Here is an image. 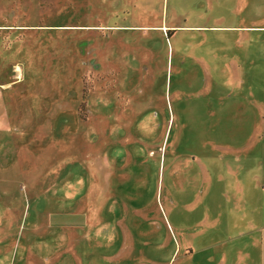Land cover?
<instances>
[{
  "label": "rangeland",
  "instance_id": "obj_1",
  "mask_svg": "<svg viewBox=\"0 0 264 264\" xmlns=\"http://www.w3.org/2000/svg\"><path fill=\"white\" fill-rule=\"evenodd\" d=\"M203 2L0 0V264H198V166L227 134L257 167L232 232L264 224V61L217 75ZM222 80L253 102L217 105Z\"/></svg>",
  "mask_w": 264,
  "mask_h": 264
},
{
  "label": "crops",
  "instance_id": "obj_2",
  "mask_svg": "<svg viewBox=\"0 0 264 264\" xmlns=\"http://www.w3.org/2000/svg\"><path fill=\"white\" fill-rule=\"evenodd\" d=\"M208 2L209 0H204L203 3ZM213 3L214 15L218 21L211 26L218 31L215 34L214 54L215 69L219 72L217 75H244L245 73L238 70L253 66L255 45L261 54H256V58L264 61V40L255 39L253 36L255 27L264 29V24H255L257 17L264 14V0H213ZM232 62L236 64L235 69ZM250 74L253 75L252 72ZM243 85L241 83L238 88H233L228 86L225 80L217 83L215 87L217 105L227 100L235 101L239 95L244 94L252 103L253 86L248 88ZM240 134L237 133L234 137L232 134L221 135L217 140L228 147L205 150L201 154L205 159L204 163L198 166V206L204 227L200 228L198 236L204 244L198 251L202 250L204 254L198 264H243L245 259H250L249 264H253L254 259L258 264H264V224L258 226L257 231L252 230L246 235H243V231L234 233L230 227L231 216L237 211L238 199L241 197L245 204L252 201V192L250 191L248 198L247 189L253 187V172L257 171V167H252L253 150L238 147L239 142L242 144L245 140L247 144L248 140L247 134ZM193 168L187 166V173H191ZM258 168L262 181L258 187L264 189V164ZM190 177L192 178L191 174L189 179ZM238 186L245 188L241 190V194L237 192ZM261 197L263 198V195ZM211 222L214 229L211 228ZM241 234L245 236L244 242L242 241L240 245L231 244L234 238ZM110 248L107 247L111 250ZM188 251L191 253L192 250ZM232 252H236L233 257ZM173 253L170 259L173 258Z\"/></svg>",
  "mask_w": 264,
  "mask_h": 264
}]
</instances>
